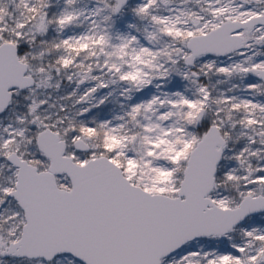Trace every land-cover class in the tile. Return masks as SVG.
Listing matches in <instances>:
<instances>
[{
    "label": "snow or ice",
    "instance_id": "1",
    "mask_svg": "<svg viewBox=\"0 0 264 264\" xmlns=\"http://www.w3.org/2000/svg\"><path fill=\"white\" fill-rule=\"evenodd\" d=\"M0 264H264V0H0Z\"/></svg>",
    "mask_w": 264,
    "mask_h": 264
}]
</instances>
